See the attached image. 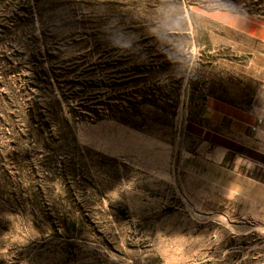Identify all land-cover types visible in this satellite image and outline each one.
<instances>
[{
	"label": "rangeland",
	"instance_id": "1",
	"mask_svg": "<svg viewBox=\"0 0 264 264\" xmlns=\"http://www.w3.org/2000/svg\"><path fill=\"white\" fill-rule=\"evenodd\" d=\"M138 2L131 20L98 31L85 17L77 28L75 53L100 64L103 109L70 120L76 147H20V80L11 84L18 101L0 108V264H264V148L202 117L210 98L262 100L264 48L214 16L256 14L264 0ZM120 38L132 48L118 49ZM141 50L160 76L133 72ZM141 99L138 126L107 115Z\"/></svg>",
	"mask_w": 264,
	"mask_h": 264
},
{
	"label": "trees",
	"instance_id": "2",
	"mask_svg": "<svg viewBox=\"0 0 264 264\" xmlns=\"http://www.w3.org/2000/svg\"><path fill=\"white\" fill-rule=\"evenodd\" d=\"M27 1L0 0V108L17 103L19 93L11 84L20 80V147L29 144L37 152L76 147L70 120L75 116L99 119L103 109L97 77L100 64L89 62L87 53H75L81 41L77 28L85 17L95 22L98 31L118 20H131V11L139 2L90 0L87 13L77 15L79 0H34L32 5ZM39 3H44V9ZM143 53L136 55L138 65L133 72L142 78L160 76L161 63L146 61ZM9 73L14 76L8 78ZM146 106V99L128 106L112 104L107 115L138 126Z\"/></svg>",
	"mask_w": 264,
	"mask_h": 264
},
{
	"label": "crops",
	"instance_id": "3",
	"mask_svg": "<svg viewBox=\"0 0 264 264\" xmlns=\"http://www.w3.org/2000/svg\"><path fill=\"white\" fill-rule=\"evenodd\" d=\"M214 20L226 31L239 34L264 48V11L256 14L220 11L215 13ZM257 58L262 60V64L258 65V73H262L264 84V52ZM258 115H263V121L252 129ZM202 117L215 124L224 132V136L232 141H239L243 146L263 149L264 85L262 100L248 107H238L214 98L208 99Z\"/></svg>",
	"mask_w": 264,
	"mask_h": 264
},
{
	"label": "clouds",
	"instance_id": "4",
	"mask_svg": "<svg viewBox=\"0 0 264 264\" xmlns=\"http://www.w3.org/2000/svg\"><path fill=\"white\" fill-rule=\"evenodd\" d=\"M149 31L160 41H162L166 35V29L163 23H153L149 26ZM116 45L120 50H128L132 48L133 40L127 38H120L116 41Z\"/></svg>",
	"mask_w": 264,
	"mask_h": 264
},
{
	"label": "built area",
	"instance_id": "5",
	"mask_svg": "<svg viewBox=\"0 0 264 264\" xmlns=\"http://www.w3.org/2000/svg\"><path fill=\"white\" fill-rule=\"evenodd\" d=\"M262 121H263V115H258V117L256 119V124L254 126H252V129H255L257 125L262 123Z\"/></svg>",
	"mask_w": 264,
	"mask_h": 264
}]
</instances>
